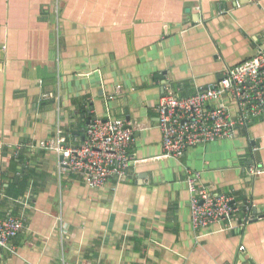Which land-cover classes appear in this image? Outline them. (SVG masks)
<instances>
[{
  "label": "crops",
  "instance_id": "crops-1",
  "mask_svg": "<svg viewBox=\"0 0 264 264\" xmlns=\"http://www.w3.org/2000/svg\"><path fill=\"white\" fill-rule=\"evenodd\" d=\"M258 46L264 0H0V219H25L0 264H264V114L164 158L156 111L166 87L188 96ZM106 116L133 131L123 178L91 187L38 147ZM186 168L252 219L192 229Z\"/></svg>",
  "mask_w": 264,
  "mask_h": 264
},
{
  "label": "built area",
  "instance_id": "built-area-1",
  "mask_svg": "<svg viewBox=\"0 0 264 264\" xmlns=\"http://www.w3.org/2000/svg\"><path fill=\"white\" fill-rule=\"evenodd\" d=\"M219 12L223 10L219 8ZM156 105L158 127L162 133L161 157H179L198 143L231 138L236 128L264 114V48L231 67L214 83L181 96L166 87ZM50 99L49 93L39 96ZM133 131L122 118L90 117L81 142H69L58 125L54 135L37 142L38 147L57 153L59 163L84 178L91 187H100L110 178L122 177L132 161L129 149ZM251 175L257 165L246 168ZM200 172L185 169L189 191L190 225L198 230L221 223L223 230L240 229L252 217L253 206L243 204L232 193H215L200 182ZM27 206V200H16ZM24 216L7 212L0 219V249L7 247L24 226ZM66 233V226L61 227ZM244 250V245H239ZM120 264V263H119Z\"/></svg>",
  "mask_w": 264,
  "mask_h": 264
},
{
  "label": "water",
  "instance_id": "water-1",
  "mask_svg": "<svg viewBox=\"0 0 264 264\" xmlns=\"http://www.w3.org/2000/svg\"><path fill=\"white\" fill-rule=\"evenodd\" d=\"M234 1H236V0H234ZM238 1H242L243 2V0H238ZM161 75V74H160ZM89 120V119H88ZM88 122V121H87ZM124 177V175L122 176V178ZM252 214L254 215L255 214V209H253V211H252Z\"/></svg>",
  "mask_w": 264,
  "mask_h": 264
},
{
  "label": "trees",
  "instance_id": "trees-1",
  "mask_svg": "<svg viewBox=\"0 0 264 264\" xmlns=\"http://www.w3.org/2000/svg\"><path fill=\"white\" fill-rule=\"evenodd\" d=\"M19 156H20V154L18 153V154H17V157H19Z\"/></svg>",
  "mask_w": 264,
  "mask_h": 264
}]
</instances>
